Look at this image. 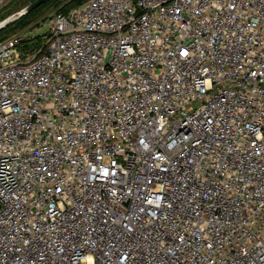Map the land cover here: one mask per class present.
<instances>
[{
    "label": "built area",
    "instance_id": "obj_1",
    "mask_svg": "<svg viewBox=\"0 0 264 264\" xmlns=\"http://www.w3.org/2000/svg\"><path fill=\"white\" fill-rule=\"evenodd\" d=\"M42 19L0 41V264H264V0Z\"/></svg>",
    "mask_w": 264,
    "mask_h": 264
},
{
    "label": "rangeland",
    "instance_id": "obj_2",
    "mask_svg": "<svg viewBox=\"0 0 264 264\" xmlns=\"http://www.w3.org/2000/svg\"><path fill=\"white\" fill-rule=\"evenodd\" d=\"M32 1L30 0H4L3 1L0 7V25L2 24L5 26L8 23L10 22L11 23L8 24L6 27L2 26L4 27V29H3V32L0 34V36L6 35L8 37L12 34H19V36H21L22 38L21 43L26 41L27 37H30L29 43L37 41V40H34L33 38L38 37V40L40 41V43H42L44 41L43 37L48 33V26L44 24V19L42 18L47 13L57 10L60 5H62L68 0H48V1L46 0V2H43L44 5L42 7L39 8L38 7L39 5L36 6L39 8V10H37L38 8L36 9L37 10L36 16L31 18L30 22H24L23 25L25 27H23V29H21L20 24L16 25V27L13 28V25L16 24V22H18L16 19L17 17H19L21 11L24 10V8ZM35 50H36L35 48L33 50H30L29 52L28 51L26 52L23 50L21 52V55H22L21 58L25 59V58L30 57L35 52Z\"/></svg>",
    "mask_w": 264,
    "mask_h": 264
},
{
    "label": "trees",
    "instance_id": "obj_3",
    "mask_svg": "<svg viewBox=\"0 0 264 264\" xmlns=\"http://www.w3.org/2000/svg\"><path fill=\"white\" fill-rule=\"evenodd\" d=\"M30 1H32V0H30ZM48 1V0H47ZM86 0H68V1H66L65 3H63L62 5H60L59 7H58V11H62V12H66L67 10H69L70 8H72V7H75V6H77V5H79V4H81V3H83V2H85ZM43 2H46V0L45 1H43ZM41 3V4H39V8L40 7H42L43 5H44V3ZM38 7H36V8H34V9H32V10H30V11H28L27 13H25V14H23V15H21V16H19V17H17V21L18 22H16V24H14L13 25V28H15L16 27V25H21V29H23V27H25L24 25H23V23L24 22H30L31 21V18H33V17H35L36 16V13H37V10H39V8ZM38 8V9H37ZM37 9V10H36ZM3 18V17H2ZM1 18V19H2ZM13 21H15V20H13ZM12 21V22H13ZM11 23V22H10ZM10 23H8V24H10ZM7 24V25H8ZM7 25H5L4 27H6ZM29 25V24H28ZM27 26V25H26ZM4 27H2L1 29H0V34L3 32V29H4ZM6 36V35H5ZM5 36H0V41L1 40H3L4 38H5ZM7 37V36H6ZM34 40H37V41H34V42H32V43H29V41H30V39H27L26 41H24L20 46H19V49H20V51L22 52L23 50L24 51H30V50H33L34 48L35 49H37L38 47H39V45L41 44L40 43V41L38 40V37H34L33 38ZM32 39V40H33Z\"/></svg>",
    "mask_w": 264,
    "mask_h": 264
},
{
    "label": "water",
    "instance_id": "obj_4",
    "mask_svg": "<svg viewBox=\"0 0 264 264\" xmlns=\"http://www.w3.org/2000/svg\"><path fill=\"white\" fill-rule=\"evenodd\" d=\"M43 1L45 0H34L32 1L31 3H29L27 6H26V10L20 14L19 16L27 13L28 11H30L31 9H33L34 7L38 6L39 4H41Z\"/></svg>",
    "mask_w": 264,
    "mask_h": 264
},
{
    "label": "bare ground",
    "instance_id": "obj_5",
    "mask_svg": "<svg viewBox=\"0 0 264 264\" xmlns=\"http://www.w3.org/2000/svg\"><path fill=\"white\" fill-rule=\"evenodd\" d=\"M25 10H26V7L24 8V10L21 11L20 14H22ZM2 26H4V25L1 24V25H0V28H1Z\"/></svg>",
    "mask_w": 264,
    "mask_h": 264
}]
</instances>
